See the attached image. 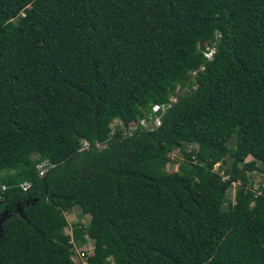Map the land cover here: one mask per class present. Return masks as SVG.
I'll list each match as a JSON object with an SVG mask.
<instances>
[{"label": "trees", "instance_id": "16d2710c", "mask_svg": "<svg viewBox=\"0 0 264 264\" xmlns=\"http://www.w3.org/2000/svg\"><path fill=\"white\" fill-rule=\"evenodd\" d=\"M170 96L157 127L123 132ZM251 171L264 0H0V264H76L86 238L84 264H264Z\"/></svg>", "mask_w": 264, "mask_h": 264}, {"label": "rangeland", "instance_id": "374dc122", "mask_svg": "<svg viewBox=\"0 0 264 264\" xmlns=\"http://www.w3.org/2000/svg\"><path fill=\"white\" fill-rule=\"evenodd\" d=\"M133 124H134V122L131 123V125H133ZM118 126L119 127L122 126L121 122L118 120H113L110 123V127L112 130ZM123 132L127 133L126 130H124ZM228 146H231V143H228ZM191 147H192V145H190V144H187L184 146V148L186 150L190 149ZM168 157H169V162L165 165V169L168 172H171V171L176 170V167L179 164V162L181 161L182 156H181L180 151L178 149L174 148L169 152ZM249 159H251L250 156L246 157V160H249ZM227 163H229V159H226L225 162H222L220 164L219 163L214 164L213 169L215 171H217L218 173L222 174L223 168L227 165ZM247 176H248L247 186L251 187V189H253V190H256V188L259 185L263 184V182H264V178L260 174L254 172V171L247 172ZM236 187H237L236 183H231L230 187L227 189V191L225 193L226 203L233 202V194H234ZM225 207H226V204H224L222 206L223 209ZM17 210H18V208H17ZM7 216H8V213H4L3 215H1L0 216V223L2 222L3 218H5ZM65 217H66V220L68 222V225L63 228V233L69 234V235L71 234L70 230H71V224L72 223H78L80 225H86L87 220H88V216L81 214L79 209L76 207H73V208L69 209L67 212H65ZM91 248H92V243H91L90 239H88V238H86V242L83 245L74 246L73 253H72V260L74 261V263L84 264L85 257L87 255V253L91 251ZM107 264H111V261L109 259H108Z\"/></svg>", "mask_w": 264, "mask_h": 264}, {"label": "built area", "instance_id": "2783aa9c", "mask_svg": "<svg viewBox=\"0 0 264 264\" xmlns=\"http://www.w3.org/2000/svg\"><path fill=\"white\" fill-rule=\"evenodd\" d=\"M213 50H214L213 47L206 46L204 48V50L202 51V54L206 59H210ZM174 100H175L174 96H170L169 100L165 103L151 105L150 113L148 115H146V117L137 118L136 122L133 125H131V124L127 125V130H126L127 133L129 134L130 131L137 126H140V128H142L146 131L152 130L155 127H157L160 123V115L162 114V112L166 108H168L171 105L172 102H174ZM151 114H153V115H151ZM82 146L86 147L87 143L85 141H83ZM47 167H48V164L46 161H42V162L38 163L36 165L38 176H40V177L43 176ZM21 187L23 189L28 188V183H22Z\"/></svg>", "mask_w": 264, "mask_h": 264}]
</instances>
